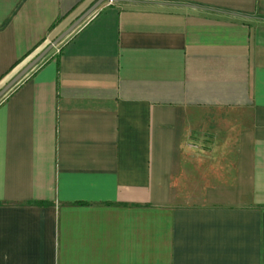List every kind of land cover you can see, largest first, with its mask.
Masks as SVG:
<instances>
[{
  "label": "crops",
  "instance_id": "0c3cea01",
  "mask_svg": "<svg viewBox=\"0 0 264 264\" xmlns=\"http://www.w3.org/2000/svg\"><path fill=\"white\" fill-rule=\"evenodd\" d=\"M98 1L0 0V90ZM92 15L0 102V264H264V0Z\"/></svg>",
  "mask_w": 264,
  "mask_h": 264
},
{
  "label": "water",
  "instance_id": "95a60500",
  "mask_svg": "<svg viewBox=\"0 0 264 264\" xmlns=\"http://www.w3.org/2000/svg\"><path fill=\"white\" fill-rule=\"evenodd\" d=\"M107 0H99L87 12H85L74 24H72L61 36L54 40L44 50L37 54L16 76H14L1 90L0 100L7 95L22 79H24L35 67L47 56L53 47L61 43L70 33H72L80 24L89 18L96 9Z\"/></svg>",
  "mask_w": 264,
  "mask_h": 264
},
{
  "label": "rangeland",
  "instance_id": "374dc122",
  "mask_svg": "<svg viewBox=\"0 0 264 264\" xmlns=\"http://www.w3.org/2000/svg\"><path fill=\"white\" fill-rule=\"evenodd\" d=\"M59 45H60V44H58V45H56L55 47H53L52 50L47 54V56H46V57H45V58H44V59H43V60H42V61H41L36 67H35V69H37L39 66H41V65L45 62V60H46V59H47V58H48V57H49V56L55 51V49H56ZM20 83H21V81H20L17 85H19ZM12 90H14V88H13ZM12 90H11V91H12ZM11 91H10V92H11ZM10 92H9V93H10ZM9 93H7V95H8ZM7 95H6V96H7ZM6 96H5V97H6ZM5 97H3V98L0 100V102H1Z\"/></svg>",
  "mask_w": 264,
  "mask_h": 264
},
{
  "label": "built area",
  "instance_id": "2783aa9c",
  "mask_svg": "<svg viewBox=\"0 0 264 264\" xmlns=\"http://www.w3.org/2000/svg\"><path fill=\"white\" fill-rule=\"evenodd\" d=\"M115 1H116V0H107V1H106V4L110 5V4H113ZM92 16H93V15H92ZM92 16H91V17H92Z\"/></svg>",
  "mask_w": 264,
  "mask_h": 264
}]
</instances>
